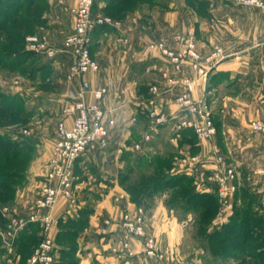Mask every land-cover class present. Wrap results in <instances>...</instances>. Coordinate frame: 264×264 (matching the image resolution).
<instances>
[{"label":"crops","instance_id":"crops-1","mask_svg":"<svg viewBox=\"0 0 264 264\" xmlns=\"http://www.w3.org/2000/svg\"><path fill=\"white\" fill-rule=\"evenodd\" d=\"M42 1L46 9L39 12L42 23L33 36L45 39L58 52L49 57L27 46L38 63L33 71L37 104L51 102L56 112L51 114L57 117L63 106L78 99L82 89L92 100L93 90L106 87L104 105L116 122L108 150L85 156L78 163L81 178L77 191L82 190L78 194L83 195L78 205L71 207L61 198L54 209L59 220L53 230L55 242L60 229L76 232L73 250L67 238L56 242V264H182L186 229L192 214L193 224L200 229L199 213L185 206L181 197L176 198L180 183L162 189L152 185L144 191L138 189L137 180L155 181L156 171L165 181L177 177L183 184L189 182L192 192L216 197L217 214L208 232L234 217L240 221L247 214L258 218V225L264 227V134L251 127L255 120L264 121V11L237 5L233 0H97L93 13L111 16L121 25L105 27L94 34L91 49L100 70L69 80L73 57L61 49L74 28L70 10L76 0ZM190 31L203 54L222 49V58L211 67L206 80L190 64L178 70L159 52L149 49V44L156 41L179 49L178 37ZM122 38H127L128 43ZM186 79L195 83L193 99L205 98L213 110L217 133L210 139L197 136L188 122H196L198 116L182 110L176 102L186 90ZM45 83H49L48 89L43 88ZM152 86L158 87L157 93L151 91ZM54 135L55 129L48 135L35 136L38 154L28 170V185L21 196L18 194V214H26L34 206L38 188L45 180ZM88 162L98 165L97 183H91L92 176L83 167ZM142 164L148 172L145 178H137V168ZM228 170L236 175V190L230 193L229 205H225L218 194L219 177ZM121 194L125 198L118 200ZM137 205L145 208L146 231L164 253L162 260L146 254L144 240L133 239L125 248L121 231L102 233L106 218L117 222L124 210H133ZM178 210L184 211L187 218L179 220ZM69 219L75 222L72 226L66 224ZM5 222L0 206V230L5 228ZM27 232L33 235L32 227ZM197 240L196 261L201 262L204 252L213 260H234L239 254L250 257L242 249L216 255L206 236ZM20 245L7 247L0 236V264H21ZM62 249L71 252L64 258Z\"/></svg>","mask_w":264,"mask_h":264},{"label":"built area","instance_id":"built-area-1","mask_svg":"<svg viewBox=\"0 0 264 264\" xmlns=\"http://www.w3.org/2000/svg\"><path fill=\"white\" fill-rule=\"evenodd\" d=\"M95 1L76 0V4L70 10L74 17V28L65 38L61 49L73 57L67 75L69 80L90 71L100 70L101 65L93 56L91 49L94 34L105 27L119 28L121 25L120 21L111 16L95 15L93 13ZM233 1L240 6L257 7L264 11V0ZM133 21L137 22V19L133 18ZM121 40L124 43L129 41L127 38ZM178 41L181 42L179 49L170 47L164 41L151 42L149 49L159 52L178 70L183 64H190L191 68L206 80L211 67L222 58V49H216L208 56L204 55L198 49L195 36L191 31L185 36L178 37ZM30 42L29 49L37 54L54 57L58 52V49L45 39L41 40L32 36ZM170 81L175 83L173 79ZM184 85L186 90L177 96V104L182 110L198 116L196 122L188 123L199 138H212L217 133V127L210 104L205 98L193 99L192 93L195 89L193 80H184ZM151 91L157 93L158 87L152 86ZM86 92L82 89L78 99L70 102L63 110V117L58 122L51 157L45 171V180L39 187L34 206L26 214H18L7 206L2 208L6 225L3 230H0V236L2 243L7 247L15 246L21 231L30 223L40 225V243L26 264H56L57 248L53 230L59 224V220L54 215V209L61 198H65L71 207L78 204L77 182L81 176L76 172V167L80 159L88 154L106 152L110 146V132L116 122L111 111L104 105L108 88L93 90L92 100L86 98ZM251 127L254 132L264 134L263 120L253 121ZM24 132L29 133L27 130ZM149 137L146 136V138ZM136 147L139 148L140 145ZM218 159L223 160L222 156ZM261 173L264 182V168ZM235 179L236 175L232 170H228L226 175L219 177L218 194L225 205H229L230 193L236 190ZM124 198L125 195L121 194L118 200ZM145 223V208L137 205L133 210H124L117 222L106 218L102 233L108 235L113 231H121L125 248L130 247V241L133 239L144 240L146 254L156 260H162L165 255L159 249L156 239L147 234Z\"/></svg>","mask_w":264,"mask_h":264},{"label":"rangeland","instance_id":"rangeland-1","mask_svg":"<svg viewBox=\"0 0 264 264\" xmlns=\"http://www.w3.org/2000/svg\"><path fill=\"white\" fill-rule=\"evenodd\" d=\"M19 5L20 9L16 17H11L6 26H2L4 18L12 16L13 11ZM7 6L9 7L8 11L0 14V136L6 135L14 140L20 138L28 142L27 146H29L28 149L16 157L14 162L11 161L8 166L0 164V171L2 172L4 169H7L8 172L17 171L16 176L11 180L2 179L6 182L7 188L11 186V190H0V206L2 208L7 206L16 211L15 209L20 205L18 194L21 196L23 189L28 185V170L38 154L37 146L34 142L36 140L35 136L48 135L54 129L56 134L58 122L63 117V110L70 102L63 106L60 115L57 116V120V117L51 114V112L56 113L54 106L50 104L51 102L47 101L48 103L39 106L34 94L36 84L33 71L38 63L33 52L32 54L27 53L31 52L27 50V46H30V37L35 35L38 26L42 23L40 22L39 12L41 9H46L44 2L42 0H0V8ZM209 54L211 53L204 55L208 56ZM49 87V83L43 84L44 89ZM25 130L29 133L26 134ZM89 155L91 154L86 156ZM141 166L137 168V173L135 174L137 178H145L146 172H148L145 164ZM83 167L92 176H90L91 183L94 184L100 181V171L95 162H88ZM136 184L139 186L138 189L143 190L151 186L152 183L150 180L141 179L137 180ZM79 191L82 190L78 189L77 193ZM78 196L82 199L83 195L78 194ZM176 217L179 220H184L187 218V214L182 210H178ZM194 221L195 216L192 214L189 226L186 229L187 242L183 248L186 256L182 264H264V262L260 263L251 254L249 255L250 257L239 254L234 260H213L208 252H204L201 253V262L194 260L196 257L195 249L199 247L197 238L206 236L205 232L203 233L202 230L196 228V223L193 224Z\"/></svg>","mask_w":264,"mask_h":264},{"label":"trees","instance_id":"trees-1","mask_svg":"<svg viewBox=\"0 0 264 264\" xmlns=\"http://www.w3.org/2000/svg\"><path fill=\"white\" fill-rule=\"evenodd\" d=\"M33 2V1H30ZM30 5V4H28ZM7 7L0 8V14L6 13L8 11ZM20 5L16 7L13 11L12 16H7L4 18L2 26L10 21L11 17L15 18L19 13ZM32 54V52H27ZM28 142L22 139L14 140L6 135L0 136V164L8 166L11 161H15L16 157L20 155L23 151L28 149ZM76 172L79 173V165L76 167ZM17 171L8 172L4 169L3 172L0 171V190L5 189L6 191L11 190V186L6 187L7 184L4 180H11L16 176ZM156 180H150L153 186H148L143 189H148L152 187L154 189H162L168 187L169 185H176L180 183V189L176 192V198L181 197V200L186 204L185 206L192 207L199 213L200 230L206 233L208 238L209 247L213 254L216 255H229L233 254L237 249H242L248 251L251 255H254L260 263L264 262V227L258 225V218L252 215L243 216L240 221L237 217L231 219L230 222L223 224L220 228L215 229L212 232H208L207 227L211 223L212 219L217 214L218 202L214 195L210 194H199L192 192L191 184L185 182L184 184L179 182L177 177L171 178L165 181L162 178V173L156 171ZM3 179V180H2ZM154 181V182H153ZM137 200L136 197H133ZM6 223V222H5ZM75 222L70 219L66 222L68 226H72ZM33 229V235L28 234V229ZM40 231L39 223H30L23 231H21L19 237L16 240V244H21L22 249V261L24 264L28 258L32 255L35 248L39 245L41 237L37 234ZM76 232L71 229H60L58 233L56 242H62L63 238L68 239L70 250L74 248V236ZM56 248L57 245H56ZM71 251L65 249L61 250L62 256L65 258L70 254ZM65 264V263H62Z\"/></svg>","mask_w":264,"mask_h":264}]
</instances>
